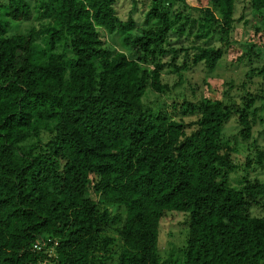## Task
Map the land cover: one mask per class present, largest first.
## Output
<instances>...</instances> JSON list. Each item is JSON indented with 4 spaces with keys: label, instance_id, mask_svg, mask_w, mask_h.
<instances>
[{
    "label": "trees",
    "instance_id": "trees-1",
    "mask_svg": "<svg viewBox=\"0 0 264 264\" xmlns=\"http://www.w3.org/2000/svg\"><path fill=\"white\" fill-rule=\"evenodd\" d=\"M32 1L0 6V264H264V217L252 215L264 214V177H249L264 170V150L250 141L259 117L248 82L238 104L227 93L143 102L147 90L171 94L165 69L219 64L236 0H151L134 41L136 23L119 18L116 0H48L45 26L9 35ZM250 5L264 38V0ZM100 32L120 36L121 50ZM230 122L237 133L225 137ZM90 185L101 202L86 197ZM171 212L187 216V234L163 260ZM41 241L49 249L34 251Z\"/></svg>",
    "mask_w": 264,
    "mask_h": 264
},
{
    "label": "rangeland",
    "instance_id": "rangeland-1",
    "mask_svg": "<svg viewBox=\"0 0 264 264\" xmlns=\"http://www.w3.org/2000/svg\"><path fill=\"white\" fill-rule=\"evenodd\" d=\"M48 0H34L35 10L27 22L14 23L10 22L8 30L9 35H28L31 30H39L49 21L51 13L46 12V8L42 7ZM6 0H0V6ZM151 0H116L115 11L119 18L126 21L132 17L136 23L137 29L134 32L133 41L143 32L145 14L148 11ZM197 0H186V3L191 6H196ZM31 3L33 1L31 0ZM235 23L231 34L233 45L227 49L223 59L212 70H206L203 66L192 68L191 70L182 69L179 73L163 72V83L171 88L170 95H158L151 90H147L143 98V102L147 107L158 109L165 108L169 103L176 98L179 101L186 99L190 102H197L202 98H211L214 100H223L224 94L227 93L226 99L239 103L240 96L243 93L240 85L243 82H248V91L251 94L257 95L254 100V108L258 109L259 120L256 121L250 141H255V148L264 150V38L261 32L257 33L255 28L259 26L254 20V12L252 11L250 0H236L235 3ZM100 37L106 46L112 51L121 50V38L118 35H108L105 32H100ZM217 39H214L215 42ZM191 39L184 43V46H190ZM35 44L40 49H45L44 36H37ZM199 44V42L195 43ZM219 46V42L215 44ZM247 45L252 46L249 50ZM192 51L189 52L188 63L192 59ZM251 54L250 61L245 66L247 54ZM69 55L71 53L69 52ZM185 60L183 55L179 56L177 63L181 65ZM249 70L248 78L246 79V71ZM247 86V84H246ZM185 122L190 120L185 119ZM225 137L232 136L237 133L234 122H230L224 130ZM256 156V152L254 154ZM242 158H244L242 156ZM264 170L257 167L249 172L250 178H263ZM92 180V176H91ZM86 197L91 201L101 202L102 196L98 191L90 185L86 192ZM264 213V212H263ZM253 216L264 217L259 210L252 211ZM186 215L178 212L167 213L160 224V233L158 238V248L160 255L165 260L171 253L175 256L177 252L185 244L187 228ZM175 261L176 258H171Z\"/></svg>",
    "mask_w": 264,
    "mask_h": 264
},
{
    "label": "built area",
    "instance_id": "built-area-1",
    "mask_svg": "<svg viewBox=\"0 0 264 264\" xmlns=\"http://www.w3.org/2000/svg\"><path fill=\"white\" fill-rule=\"evenodd\" d=\"M50 243H49V241L48 242H43V241H41V242H37L34 246H33V250L34 251H38V252H40V251H42V250H44V249H49L48 248V245H49ZM54 246H56V244L54 245ZM52 251L50 250V253H51Z\"/></svg>",
    "mask_w": 264,
    "mask_h": 264
}]
</instances>
